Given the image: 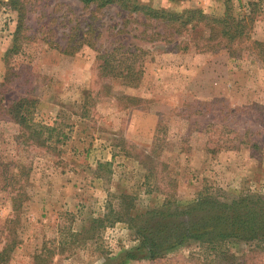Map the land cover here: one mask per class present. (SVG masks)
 <instances>
[{
    "label": "rangeland",
    "instance_id": "obj_1",
    "mask_svg": "<svg viewBox=\"0 0 264 264\" xmlns=\"http://www.w3.org/2000/svg\"><path fill=\"white\" fill-rule=\"evenodd\" d=\"M141 1L224 13L223 0ZM7 2L0 0V252L7 247L8 256L0 264H103L132 248L128 224L99 222L122 195L132 214L191 203L204 189L225 200L264 195V50L254 44H264L262 14L249 39L210 51L205 29L177 35L117 6L19 0V18ZM111 51L142 64L137 87L100 74V57ZM23 101L32 124L50 129L44 147L26 140L29 130L6 111ZM228 249L226 261L190 243L128 264H264V244Z\"/></svg>",
    "mask_w": 264,
    "mask_h": 264
},
{
    "label": "trees",
    "instance_id": "obj_2",
    "mask_svg": "<svg viewBox=\"0 0 264 264\" xmlns=\"http://www.w3.org/2000/svg\"><path fill=\"white\" fill-rule=\"evenodd\" d=\"M84 6H95L97 9L117 6L128 13L140 15L153 20L164 27H172L174 34L180 35L184 30L205 29V49L214 50L225 43L223 47L241 43L250 37L256 19L264 16V0H223L224 13L220 17L208 16L199 9H186L180 13L169 9L154 8L150 3L141 0H77ZM7 5L19 14L22 10L19 0H8ZM239 11L235 12V8ZM21 24V19H19ZM201 38V37H200ZM264 50V44L254 42ZM115 51L102 54L99 66L104 77L118 78L126 86L135 88L140 81L142 64L126 59H117ZM8 52L7 54H9ZM127 100L135 101L133 98ZM25 101L17 102L7 108L14 122L27 128L26 140L44 147L50 138H43V129L47 127L32 124L30 112L24 108ZM110 163H98V170L109 167ZM217 190L216 193L207 189L199 191L193 202L177 205L170 201L159 207L146 209L132 214V204L128 205L122 195L119 209L108 207V213L99 222L109 224L124 222L134 232L136 245L120 251L116 256L106 259L103 264H128L134 261L164 258L174 251L194 243L205 249L210 255L222 261L229 260L233 254L228 245L245 244L259 248L264 244V195L247 192L231 199ZM7 247L0 252V262L7 254ZM6 256V257H7ZM110 259V260H109Z\"/></svg>",
    "mask_w": 264,
    "mask_h": 264
}]
</instances>
